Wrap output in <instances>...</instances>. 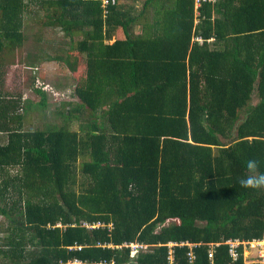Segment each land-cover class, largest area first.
I'll return each instance as SVG.
<instances>
[{
	"label": "trees",
	"instance_id": "16d2710c",
	"mask_svg": "<svg viewBox=\"0 0 264 264\" xmlns=\"http://www.w3.org/2000/svg\"><path fill=\"white\" fill-rule=\"evenodd\" d=\"M37 1L76 102L29 130L0 88V264H260L226 241L264 238V0H0V78Z\"/></svg>",
	"mask_w": 264,
	"mask_h": 264
},
{
	"label": "rangeland",
	"instance_id": "374dc122",
	"mask_svg": "<svg viewBox=\"0 0 264 264\" xmlns=\"http://www.w3.org/2000/svg\"><path fill=\"white\" fill-rule=\"evenodd\" d=\"M128 2L129 4L133 3ZM142 5L143 0L136 4V8L140 10ZM45 15V6L39 5V1L34 3L32 11L25 16L26 43L13 53L7 52L1 65V92L7 98L15 100L22 96L23 105L30 107L25 120V128L29 130L63 126L66 122L60 112L67 116L72 108L68 103L76 102L72 94L75 83L72 74L64 67L63 62L52 61L51 58L61 53L62 49V53L71 52L70 55L74 57L76 53L69 49L72 44L76 45L81 37L75 36L74 43H71L70 39L66 38L58 28L45 25L48 21V17ZM134 31L136 34H141L142 25L134 26ZM71 61L73 60L71 59ZM37 88L45 91L46 106L39 104L41 96L35 92ZM71 127L73 130H79L80 122L74 121ZM0 142H6V136H0ZM81 163L82 159L78 163L79 167ZM78 179H82L80 174ZM4 219L1 215V237L4 236L1 230L7 224ZM245 255L249 260H259L257 248L245 249Z\"/></svg>",
	"mask_w": 264,
	"mask_h": 264
},
{
	"label": "built area",
	"instance_id": "2783aa9c",
	"mask_svg": "<svg viewBox=\"0 0 264 264\" xmlns=\"http://www.w3.org/2000/svg\"><path fill=\"white\" fill-rule=\"evenodd\" d=\"M201 1H206V0H196L197 7L200 6ZM107 4H108V0H104V5L106 6ZM84 225L90 229H94V228L100 227L101 223L100 222H98L96 224L85 223ZM183 244L184 243H182L181 245H183ZM226 244L229 245V252H230V255L232 256L233 260H237L239 258V256H240L239 255V248L241 246H244V249H247V248L255 249V248H257L258 258H259L260 264H264V238L253 239L252 241H243L239 238H236V239H230V240L226 241ZM174 245H177V243H170V246H174ZM213 245L219 246L220 243H216ZM191 246H192V244H191ZM130 247L135 252L138 249L145 248L146 246L141 245V244H131ZM192 258H193V256L191 257V261H192ZM209 258L210 259L214 258V250H212V249L209 252ZM169 259L171 262H173L172 256H170ZM74 264H81V262L75 261ZM104 264H107V263L104 262Z\"/></svg>",
	"mask_w": 264,
	"mask_h": 264
},
{
	"label": "clouds",
	"instance_id": "9594fccd",
	"mask_svg": "<svg viewBox=\"0 0 264 264\" xmlns=\"http://www.w3.org/2000/svg\"><path fill=\"white\" fill-rule=\"evenodd\" d=\"M246 166L248 174L240 178V185L246 188L264 187V172L259 171L260 162L256 159H249Z\"/></svg>",
	"mask_w": 264,
	"mask_h": 264
},
{
	"label": "crops",
	"instance_id": "0c3cea01",
	"mask_svg": "<svg viewBox=\"0 0 264 264\" xmlns=\"http://www.w3.org/2000/svg\"><path fill=\"white\" fill-rule=\"evenodd\" d=\"M116 41V38H114L113 40L109 41L110 44H113Z\"/></svg>",
	"mask_w": 264,
	"mask_h": 264
}]
</instances>
